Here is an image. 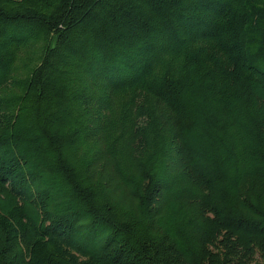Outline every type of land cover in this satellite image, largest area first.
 Returning <instances> with one entry per match:
<instances>
[{"label":"trees","instance_id":"trees-1","mask_svg":"<svg viewBox=\"0 0 264 264\" xmlns=\"http://www.w3.org/2000/svg\"><path fill=\"white\" fill-rule=\"evenodd\" d=\"M0 264H264V0H0Z\"/></svg>","mask_w":264,"mask_h":264}]
</instances>
